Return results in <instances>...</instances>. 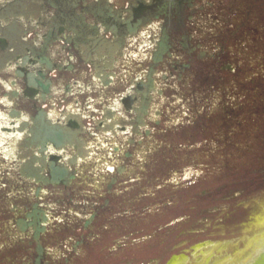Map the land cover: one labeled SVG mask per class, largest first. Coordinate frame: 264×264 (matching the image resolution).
<instances>
[{"label": "rangeland", "instance_id": "obj_1", "mask_svg": "<svg viewBox=\"0 0 264 264\" xmlns=\"http://www.w3.org/2000/svg\"><path fill=\"white\" fill-rule=\"evenodd\" d=\"M211 1H196L185 33L168 34L133 141L69 144L78 157L68 161L76 171L68 186L23 181L12 160L23 156L21 141L0 139V264H31L35 253L48 264H163L181 253L171 264H264V0H248L246 34L216 28ZM245 3L223 0L227 19L241 20L234 12ZM179 63L188 66L182 75ZM116 164L121 178L109 185ZM35 204L39 228L29 224ZM228 204L239 206L226 225L197 226L202 209Z\"/></svg>", "mask_w": 264, "mask_h": 264}, {"label": "flooded vegetation", "instance_id": "obj_2", "mask_svg": "<svg viewBox=\"0 0 264 264\" xmlns=\"http://www.w3.org/2000/svg\"><path fill=\"white\" fill-rule=\"evenodd\" d=\"M196 1L0 0V139L22 143L23 156L12 159L17 162L16 175L38 186H68L76 176L68 161L78 157L69 144L100 141L118 147L122 135L133 141L153 101L154 67L167 60L168 34L190 28ZM211 2L216 28L227 34L249 33L248 0L235 10V15L241 14L237 22L227 19L233 11L224 9L223 0ZM157 20L161 22L155 39ZM260 20L264 31L262 16ZM123 53L128 63L124 75ZM132 60L139 65L134 66ZM173 67L182 75L188 66ZM225 69L234 71L228 64ZM123 168V164L108 167L113 175L109 185L121 178ZM259 173L264 177V166ZM228 194L224 200L233 198V192ZM83 205L101 206L95 202ZM216 206L201 210L199 228L208 223L221 228L233 213L230 209L239 204ZM35 210L41 225L43 213L36 204ZM185 257L184 253L172 254L163 264ZM44 258L45 253H35L31 264H48Z\"/></svg>", "mask_w": 264, "mask_h": 264}, {"label": "trees", "instance_id": "obj_3", "mask_svg": "<svg viewBox=\"0 0 264 264\" xmlns=\"http://www.w3.org/2000/svg\"><path fill=\"white\" fill-rule=\"evenodd\" d=\"M36 212H37V210L31 212L30 218H34V220L30 221V223L28 222V219H26V218H21L19 220V222H27L30 225H34L35 228H39L40 227V223L37 220V216H35Z\"/></svg>", "mask_w": 264, "mask_h": 264}]
</instances>
